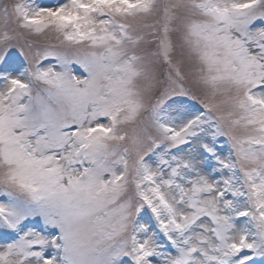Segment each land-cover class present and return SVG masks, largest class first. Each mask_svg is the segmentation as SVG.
Returning a JSON list of instances; mask_svg holds the SVG:
<instances>
[{
	"label": "snow or ice",
	"instance_id": "obj_1",
	"mask_svg": "<svg viewBox=\"0 0 264 264\" xmlns=\"http://www.w3.org/2000/svg\"><path fill=\"white\" fill-rule=\"evenodd\" d=\"M0 264H264V0H0Z\"/></svg>",
	"mask_w": 264,
	"mask_h": 264
}]
</instances>
